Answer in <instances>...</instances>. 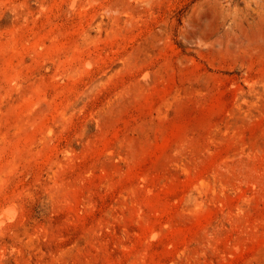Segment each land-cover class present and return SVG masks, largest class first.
Here are the masks:
<instances>
[{"label":"rangeland","instance_id":"374dc122","mask_svg":"<svg viewBox=\"0 0 264 264\" xmlns=\"http://www.w3.org/2000/svg\"><path fill=\"white\" fill-rule=\"evenodd\" d=\"M0 264H264V0H0Z\"/></svg>","mask_w":264,"mask_h":264}]
</instances>
